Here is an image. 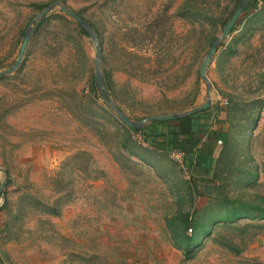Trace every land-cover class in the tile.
I'll list each match as a JSON object with an SVG mask.
<instances>
[{"label":"rangeland","instance_id":"1","mask_svg":"<svg viewBox=\"0 0 264 264\" xmlns=\"http://www.w3.org/2000/svg\"><path fill=\"white\" fill-rule=\"evenodd\" d=\"M184 1L0 0V71L29 30L0 74V264H264V218L227 217L264 208V15L241 12L206 82L199 65L238 5L209 0L204 18L193 2L189 18ZM205 100L228 134L218 162L187 166L144 141L148 117ZM112 105L139 124L144 158L122 147ZM187 212L205 226L190 257L167 225Z\"/></svg>","mask_w":264,"mask_h":264},{"label":"trees","instance_id":"2","mask_svg":"<svg viewBox=\"0 0 264 264\" xmlns=\"http://www.w3.org/2000/svg\"><path fill=\"white\" fill-rule=\"evenodd\" d=\"M239 1L240 0H236L235 5H238ZM193 2L203 5V8H199L196 6L194 9H202L201 13L203 12L204 18L205 16L210 15L208 14L209 9L205 7L209 0H185L180 8V15L191 18L194 15V12H192L194 9H192V7H194L195 4L193 5ZM256 8L262 9L260 11L264 15V0H249L246 7L244 8V11L248 12ZM84 21L90 26L93 25L89 20ZM226 21H222L221 24L224 26ZM77 25L79 26V29H81L82 32L85 33V29L80 24L77 23ZM94 32L97 36H100V34L97 32V29L95 30L94 28ZM229 47L230 45L227 46V49ZM91 84L95 85V82L93 81ZM211 115L212 111L206 109L203 111L186 114L172 120H151L149 124L144 128L143 137L146 142L151 144L154 143L158 139V137L163 135L162 133L157 131L158 126H165L166 128L173 127L174 132L171 149H177L182 153V160L185 165L188 166L187 160L185 161V159L192 156L193 154L213 157L216 162H218L221 158L223 150L225 151L224 145L227 142L228 134L224 135L219 130L210 127ZM124 130L126 133V137L122 142V147L125 148L129 154L135 155L139 158H144L141 153V151L144 152L143 147L140 146V144H138L135 140H131V137L129 135V132H138L141 129L139 127L133 128L124 126ZM217 140H221L222 143L219 148H217L216 145ZM161 150L167 151L166 148H161ZM57 206L55 204L53 206H49L47 208V212L53 215L58 214L59 206ZM250 208L251 214H249V211L243 212L240 211L236 206L231 205L230 209L228 210L227 217L235 219L242 217V215H247V217L251 218H264V208H262L261 210H256L253 207ZM177 216L178 219L180 218V221L182 223L180 230H176L174 226V223L172 221L175 219L174 216L169 218L167 221L168 229L170 231V238L174 242V246L182 250L184 256L190 257L193 253L192 249L199 244L198 236L201 231H204L205 226L203 223L196 224L197 228L194 225L191 226V218L188 212L184 214L180 213ZM193 228L194 231L192 230ZM187 229L190 231L189 233H187Z\"/></svg>","mask_w":264,"mask_h":264},{"label":"water","instance_id":"3","mask_svg":"<svg viewBox=\"0 0 264 264\" xmlns=\"http://www.w3.org/2000/svg\"><path fill=\"white\" fill-rule=\"evenodd\" d=\"M249 0H242L238 6L235 8V10L233 11L232 15L230 16V18L227 20V22L225 23V25L223 26L220 34L218 36H216L214 39L211 40L210 45L207 49V51L205 52L203 59L199 65L198 68V73L199 76L201 78H203L206 82L207 77H206V68L208 63L210 62L213 53L216 50L217 44L218 42L224 38L225 36H227L229 34V32L231 31L232 27L234 26L236 20L238 19L239 15L241 14V12L244 10V8L246 7L247 3ZM57 4H59V8L66 14L70 15L72 18H74V20L80 24L85 30L88 31V28L86 26V22L84 21L83 18H81L77 13H75L72 10H69L67 7H65L64 5H61L58 1L56 2ZM47 11V7H44L41 10V14L45 13ZM96 35V34H95ZM93 35L94 39H96V36ZM29 37V30L28 28L25 29L24 33H23V39L22 42L20 44L19 50H18V54H17V58L16 61L14 63V65L10 68H7L5 70H1L0 74L2 73H6L9 72L11 70H13L14 68H16L19 64V62L21 61L22 58V54L24 51V48L26 46L27 40ZM96 45V43H95ZM96 57L97 59L95 60V80H96V84L100 85L101 84V79H100V74L98 72V65H99V57H100V51L98 46H96ZM210 104L209 100H205L202 104H200L199 106H196L194 108L185 110L183 112L180 113H168V114H161V115H155V116H150L148 117V120H170V119H175L178 118L180 116L186 115V114H190V113H195V112H199V111H203L208 109ZM112 108L116 111V113L118 114V116L120 117V119L124 122V124L128 127H133V128H138L139 124L137 123H133L128 117H126L116 106L112 105ZM4 184V182H2L1 186L2 187Z\"/></svg>","mask_w":264,"mask_h":264},{"label":"crops","instance_id":"4","mask_svg":"<svg viewBox=\"0 0 264 264\" xmlns=\"http://www.w3.org/2000/svg\"><path fill=\"white\" fill-rule=\"evenodd\" d=\"M209 109V108H208ZM210 110V109H209ZM219 116L218 115H211V128L213 129H216V130H219L222 134H227V130L226 128H224V124H223V121H218V122H214L215 118ZM172 120V119H170ZM151 121V120H150ZM157 131H159L160 133H162L163 135L158 137V139L154 142V143H148L144 141L149 145V146H152V147H158L159 149L161 148H166L167 150L171 149L172 148V138H173V127H169V128H166L165 126H158L157 127ZM144 138V137H143ZM221 141V140H220ZM221 143V142H220ZM216 145L218 146L219 143L216 142ZM205 157V158H212L214 159L213 157H208V156H204V155H199V154H193L192 156L190 157H187L185 159V161L187 160V163L189 164L193 159H195L196 157ZM186 163V164H187Z\"/></svg>","mask_w":264,"mask_h":264},{"label":"built area","instance_id":"5","mask_svg":"<svg viewBox=\"0 0 264 264\" xmlns=\"http://www.w3.org/2000/svg\"><path fill=\"white\" fill-rule=\"evenodd\" d=\"M220 140H217V143H220ZM169 157L172 158L174 161L182 162L183 155L182 153L177 149H171L169 150Z\"/></svg>","mask_w":264,"mask_h":264}]
</instances>
